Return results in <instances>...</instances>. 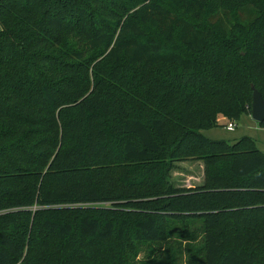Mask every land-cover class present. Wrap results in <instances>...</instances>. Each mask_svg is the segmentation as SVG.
<instances>
[{
    "label": "trees",
    "instance_id": "16d2710c",
    "mask_svg": "<svg viewBox=\"0 0 264 264\" xmlns=\"http://www.w3.org/2000/svg\"><path fill=\"white\" fill-rule=\"evenodd\" d=\"M0 26V264L178 238L186 264H264V154L202 134L264 100V0H0Z\"/></svg>",
    "mask_w": 264,
    "mask_h": 264
},
{
    "label": "rangeland",
    "instance_id": "374dc122",
    "mask_svg": "<svg viewBox=\"0 0 264 264\" xmlns=\"http://www.w3.org/2000/svg\"><path fill=\"white\" fill-rule=\"evenodd\" d=\"M1 30V26H0ZM218 127L203 131L202 134L209 140H224L227 142H235L242 138H250L255 142L258 150L264 154V127L254 121L250 115H243L238 121H228L223 116L217 117ZM229 123L235 125L232 132L226 130L225 126ZM204 162L203 161H188L176 163L174 169L170 173V183L175 187L195 188L202 185L204 180ZM199 225L196 224L198 230ZM200 231V230H199ZM190 233L192 239V249H200L202 236L198 232ZM171 244L166 245H149L144 250H141L135 257V262L139 264H158L163 260L170 258L177 259L178 264H186V246L188 242L185 240L173 239ZM168 242V243H170ZM153 249V251H152Z\"/></svg>",
    "mask_w": 264,
    "mask_h": 264
},
{
    "label": "water",
    "instance_id": "95a60500",
    "mask_svg": "<svg viewBox=\"0 0 264 264\" xmlns=\"http://www.w3.org/2000/svg\"><path fill=\"white\" fill-rule=\"evenodd\" d=\"M252 89V102H251V118L257 123L261 124L264 122V100L261 93L256 90L253 86Z\"/></svg>",
    "mask_w": 264,
    "mask_h": 264
},
{
    "label": "built area",
    "instance_id": "2783aa9c",
    "mask_svg": "<svg viewBox=\"0 0 264 264\" xmlns=\"http://www.w3.org/2000/svg\"><path fill=\"white\" fill-rule=\"evenodd\" d=\"M226 130L229 131V132H232L235 128V125L232 124V123H229L225 126Z\"/></svg>",
    "mask_w": 264,
    "mask_h": 264
}]
</instances>
